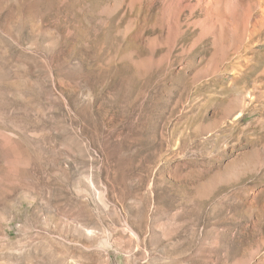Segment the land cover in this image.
Returning a JSON list of instances; mask_svg holds the SVG:
<instances>
[{"label":"rangeland","instance_id":"obj_1","mask_svg":"<svg viewBox=\"0 0 264 264\" xmlns=\"http://www.w3.org/2000/svg\"><path fill=\"white\" fill-rule=\"evenodd\" d=\"M0 264H264V0H0Z\"/></svg>","mask_w":264,"mask_h":264}]
</instances>
